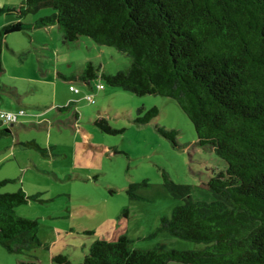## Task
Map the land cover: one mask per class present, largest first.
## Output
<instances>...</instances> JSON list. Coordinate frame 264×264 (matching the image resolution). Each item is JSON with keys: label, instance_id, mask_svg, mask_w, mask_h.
I'll list each match as a JSON object with an SVG mask.
<instances>
[{"label": "trees", "instance_id": "16d2710c", "mask_svg": "<svg viewBox=\"0 0 264 264\" xmlns=\"http://www.w3.org/2000/svg\"><path fill=\"white\" fill-rule=\"evenodd\" d=\"M42 7L53 11L35 27L56 25L64 43L86 36L130 57L124 70L107 72L87 61L79 74L64 78L90 85L100 76L137 95L174 98L193 123L198 144L225 163L205 182L211 199H188L160 219L158 229L200 242V248L141 249L122 234L90 241L79 262L58 253L53 263L264 264V0H21L0 10L21 17ZM30 26L16 20L0 27V73L6 35ZM138 112L135 121L146 123L157 108ZM78 115L74 109L69 123ZM94 123L107 132L121 131L102 116ZM156 128L176 144L175 129ZM10 181L0 178V245L13 253L42 245L39 221L25 207L43 198L21 188L1 191ZM34 258L18 264H38Z\"/></svg>", "mask_w": 264, "mask_h": 264}, {"label": "rangeland", "instance_id": "374dc122", "mask_svg": "<svg viewBox=\"0 0 264 264\" xmlns=\"http://www.w3.org/2000/svg\"><path fill=\"white\" fill-rule=\"evenodd\" d=\"M20 1L0 0V9ZM52 11L42 7L18 17L14 12L0 10V27L16 20L32 25L8 33L2 47L4 71L0 73V93L24 110L13 125L0 122V129L18 128L17 136L10 131L0 134V177H17L2 186L1 191L17 187L33 191L47 184L44 196L48 199L29 200V207L25 208L38 216V237L54 238L55 250L58 249L55 254H64L73 263L81 261L90 241L113 240L122 234L141 249L158 244L167 248H200V242L158 229L160 219L188 199H211L205 182L213 172L225 167L224 161L210 147L198 144L193 123L174 98L151 93L137 95L107 84L100 76L90 80L91 86L79 78H64L61 73L77 75L87 61L101 64L103 71L124 70L129 67L130 57L114 46L96 43L86 36L64 43L56 27L33 25ZM70 83L79 92L70 91ZM99 83L102 88H98ZM13 90L21 94V102L26 105L19 104ZM86 95L94 101L87 100ZM69 100L75 101L72 107L79 112L72 124L65 120L74 108H56ZM6 101L0 99L2 103ZM151 106L157 108V114L146 123L136 122L141 114L138 109ZM100 116L121 131L101 129L94 123ZM157 125L175 129L176 144L162 135ZM30 138L45 146V152L41 153L35 144H24ZM20 144L37 152L66 179H55L52 185L53 176L47 178L32 164L24 166L18 175L9 157L16 147L20 149ZM69 173L73 178H68ZM90 208H103V214L91 212ZM48 255L45 248L30 247L12 253L0 245L2 264L34 261L35 256L39 257L38 264H50Z\"/></svg>", "mask_w": 264, "mask_h": 264}, {"label": "crops", "instance_id": "0c3cea01", "mask_svg": "<svg viewBox=\"0 0 264 264\" xmlns=\"http://www.w3.org/2000/svg\"><path fill=\"white\" fill-rule=\"evenodd\" d=\"M50 26H53V27H56L57 28V26L56 25H50ZM50 26H46V27H44V28H48V27H50ZM58 30V29H57ZM59 33V32H58ZM60 35V34H59ZM58 35V36H59ZM60 38H61V36H60ZM107 72H109V71H107ZM70 74H73L72 72L70 73ZM61 75H64L63 73H61ZM66 76V75H65ZM71 84V83H70ZM5 86V85H4ZM14 87V89H16L17 90V87H15V86H13ZM68 89H69V84H68ZM70 90V89H69ZM70 91H72V90H70ZM15 92V90H13V93ZM72 92H74V91H72ZM79 92V91H78ZM75 93V92H74ZM18 100H19V104L20 105H26L25 103H23V102H21V99H20V97H21V94H17L16 92L13 94ZM60 95V94H59ZM55 97H56V94H55ZM7 99V101L6 102H0V110H4V111H14V112H18L19 110H21L22 108H20V107H17V105H15V102L13 101V99L12 98H6V95H4L3 93H0V99ZM59 98H61L60 96H59ZM69 102H71V105L70 106H74V103H75V101L73 102L72 100H69ZM69 102H67V103H69ZM64 105H66V104H64ZM60 106H63V105H56V108H57V111H64V110H68V109H59L58 107H60ZM72 108H74L75 109V107H72ZM22 110H24V109H22ZM78 110V109H77ZM79 113V112H78ZM18 115H19V113L17 114V118H18ZM79 118V117H78ZM65 122H67V123H69V119H67V120H65ZM20 124H22V123H20ZM23 125V124H22ZM61 127V126H60ZM62 128V127H61ZM17 129L18 128H16L15 126H14V129L12 130L11 128L9 129V131L10 132H12V134H15L16 135V133H15V131H17ZM2 129H0V131H1ZM6 133H8V132H5V133H1L0 132V134L1 135H6ZM17 136V135H16ZM87 136V135H86ZM88 137V136H87ZM84 140H85V142H86V138H84ZM28 141H33L34 143H31V144H35V145H37V144H39L37 141H36V139L35 138H30V140H28ZM24 144H29L27 141H25V143ZM24 144H20L21 146H20V149L19 148H15L14 149V151L12 152V154L10 155V159H12L13 161H14V164H15V166L17 167V169H18V175H20L21 174V172H22V169H23V167L24 166H27V165H29V164H32V166H33V168L35 169V170H37V172H44V173H46L45 175H47V178H50L51 176L50 175H52L53 177H51L50 179H51V181L52 180H54V182L52 181L51 182V184L52 185H55V179L56 180H61V181H63V180H65L66 178L64 177V175H61L60 176V174H59V171L58 170H56L53 166H51L50 165V163L48 162V161H46L45 159H43L41 156H39L38 154H37V152H35V151H28V150H26L25 148H24ZM38 146V148L40 149V147H43L44 148V150H41L40 149V151H41V153H44L45 152V150H46V147L45 146H43V145H37ZM28 159H30L31 161H28ZM53 159H55V155H54V157H53ZM69 175V179L70 178H73V176H71V174L69 173L68 174ZM0 178H7V179H10L11 181L13 180V179H15V178H17L16 176H10V175H7V176H3V177H0ZM42 178H45V177H42ZM47 184H45V183H43V186H37L33 191H29V190H27V189H25L24 187H17L16 189H18V188H21L26 194H28V195H38L40 198H43V202L45 201V200H47L48 199V197H46V196H44L45 194H44V192H45V187L44 186H46ZM16 189H14V190H16ZM14 190H7V191H14ZM6 191V190H5ZM43 193V194H42ZM35 201H38V200H35ZM30 202V201H29ZM42 202V201H41ZM28 207H29V203H28ZM91 209V212H96V213H98V214H103V208H90ZM32 211V210H31ZM30 211V212H31ZM33 212V211H32ZM32 214V213H31ZM30 216H34V217H36V218H38V216L35 214V215H30ZM39 226H40V222H39ZM39 226H38V229H39ZM39 239H40V241H41V243H42V245H40V246H37V247H39L40 249H42V248H45V250H47L48 251V253H49V255H48V259H49V262H50V264H54L53 263V260H51L52 259V256L53 255H55V251H57L58 249H56L55 250V248H57V247H55V239L54 238H51V237H48V236H46V235H43V236H41V237H39ZM51 245V246H50ZM37 258H38V260H39V257L38 256H36ZM6 259V258H5ZM8 259V258H7ZM0 262H1V259H0ZM1 264H2V262H1Z\"/></svg>", "mask_w": 264, "mask_h": 264}, {"label": "built area", "instance_id": "2783aa9c", "mask_svg": "<svg viewBox=\"0 0 264 264\" xmlns=\"http://www.w3.org/2000/svg\"><path fill=\"white\" fill-rule=\"evenodd\" d=\"M102 87H103V84L99 83L98 88H102ZM69 89L74 92H78V88L74 86L73 84H69ZM85 98L91 102L94 101V99L90 95H86ZM22 111H23L22 109L19 110L18 112L0 110V119L4 123H7V124L9 123L12 125L17 119V114L22 113Z\"/></svg>", "mask_w": 264, "mask_h": 264}, {"label": "clouds", "instance_id": "9594fccd", "mask_svg": "<svg viewBox=\"0 0 264 264\" xmlns=\"http://www.w3.org/2000/svg\"><path fill=\"white\" fill-rule=\"evenodd\" d=\"M13 125V124H12Z\"/></svg>", "mask_w": 264, "mask_h": 264}]
</instances>
